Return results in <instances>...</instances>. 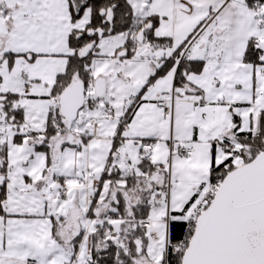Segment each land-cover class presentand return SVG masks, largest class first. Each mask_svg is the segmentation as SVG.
Listing matches in <instances>:
<instances>
[{
    "label": "snow or ice",
    "instance_id": "obj_1",
    "mask_svg": "<svg viewBox=\"0 0 264 264\" xmlns=\"http://www.w3.org/2000/svg\"><path fill=\"white\" fill-rule=\"evenodd\" d=\"M0 264H264V0H0Z\"/></svg>",
    "mask_w": 264,
    "mask_h": 264
}]
</instances>
